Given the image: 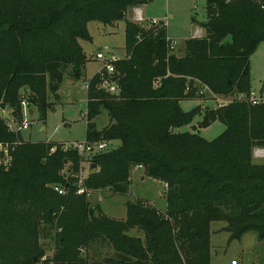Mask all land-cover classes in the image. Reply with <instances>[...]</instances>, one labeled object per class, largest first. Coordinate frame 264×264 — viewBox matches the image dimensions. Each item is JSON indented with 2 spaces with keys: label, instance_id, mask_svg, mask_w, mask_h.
<instances>
[{
  "label": "trees",
  "instance_id": "1",
  "mask_svg": "<svg viewBox=\"0 0 264 264\" xmlns=\"http://www.w3.org/2000/svg\"><path fill=\"white\" fill-rule=\"evenodd\" d=\"M143 3L0 0L1 106L19 111L29 90L44 120L66 69L75 80L84 77L80 40L92 41L89 23L114 25ZM205 10L198 23L206 34L185 40L183 56L171 52L165 22L126 20L127 54L115 63L120 94L99 89V73L88 81L86 140L120 145L91 159L86 191L127 194L142 166L145 176L167 185L166 210L138 199L127 202L125 219L109 217L76 194L84 161L77 152L60 142L26 141L0 118V144L17 143L11 164L0 153V264H44L43 238L54 239V264H93L84 251L97 242L116 253L109 264H211L214 222L226 223L230 243L250 232L264 240V162H254V151L264 150V101L182 107L203 97L196 80L217 96L249 95L250 59L264 43V0H206ZM103 110L109 124L98 131L94 120ZM198 116L199 127L220 122L225 130L205 139L193 125ZM185 126L192 131H177ZM67 165L70 178L62 174ZM57 185L66 195L55 192Z\"/></svg>",
  "mask_w": 264,
  "mask_h": 264
},
{
  "label": "rangeland",
  "instance_id": "2",
  "mask_svg": "<svg viewBox=\"0 0 264 264\" xmlns=\"http://www.w3.org/2000/svg\"><path fill=\"white\" fill-rule=\"evenodd\" d=\"M141 1L144 3L128 11L126 20L132 21L136 16V10L142 9V16L146 20L143 22L144 26L148 24L150 20L165 22L168 38L175 43L174 53L176 55L181 56L184 53L185 40L197 37L199 29H201L203 35L206 34V31L198 23L199 19H206L204 0H200L198 4H195L193 0ZM126 20L120 21L114 25H103L97 21L89 23L88 29L92 41L80 40V44L87 58L84 77L81 80H75L69 75L71 69H66L64 81L58 92V97L56 99H51L53 109L47 111L44 120H42V114L38 110L37 105L30 106V111L33 113L30 119L31 128L22 134L24 140L30 142L51 141L65 143L84 141L86 139L88 95L85 85L104 66L102 62L96 59L98 52L104 51L105 48H111L116 57L123 58L126 56ZM250 72L252 90L256 92L257 95L264 97V43H262L251 56ZM29 96V90H24L20 96L19 102L21 103L23 99L29 98ZM206 105L213 107L218 106L209 95L182 102V107L185 111H190L197 106ZM2 108H9V110L3 113ZM12 113L13 108H11L10 105L0 107L1 119H7ZM201 120L202 117L198 116L193 122V125L196 126L197 129H200L198 123L201 122ZM94 122L96 123L98 131L108 126L109 118L107 111L103 110ZM56 130L59 131L56 132ZM224 130L225 126L220 122H216L210 127L201 128V136L207 140H213ZM177 131L186 132L192 131V129L191 126H185ZM111 142L115 148H118L120 145L118 141ZM256 150L254 151V162L262 163L264 156L263 154L257 155ZM70 167V165H67L62 173L69 178L72 176L69 171ZM91 168V161H83L81 163L80 172L83 173L84 177H88L92 171ZM139 174L145 176L144 170L140 169V171L137 172L135 169L133 170V181L129 193L115 194L108 190L91 192L90 196L87 197L90 204L92 206H98L104 214L114 219H125L127 214V202L138 199L148 201L158 209L165 210L167 204L164 183H159L158 180L149 177L142 182L138 177ZM225 226V222L212 223L211 264H232L233 260L236 261V264H264V240H260L256 233L250 232L241 240L230 243V234L223 230ZM140 233L141 232L137 230L132 232L135 236H139ZM41 243L46 250V254L53 255L55 247L54 239L43 238ZM84 254L89 255V261L93 264H109L106 261L107 259H118L111 245L107 242L94 243L91 248L84 251Z\"/></svg>",
  "mask_w": 264,
  "mask_h": 264
},
{
  "label": "built area",
  "instance_id": "3",
  "mask_svg": "<svg viewBox=\"0 0 264 264\" xmlns=\"http://www.w3.org/2000/svg\"><path fill=\"white\" fill-rule=\"evenodd\" d=\"M195 4H198L200 0H193ZM226 3H230L233 0H224ZM204 3L206 5V0H204ZM138 9V8H137ZM136 10V9H135ZM134 22L136 23H143L146 21L142 16V9L136 10V16L133 18ZM159 22L158 20H150L149 24L157 25ZM198 36H203V33L201 29L198 30ZM169 39V38H168ZM175 43L172 41L170 45L171 52H174ZM96 59L99 62H102L104 66L97 72L100 74V83L98 85V88L101 90H104L106 93L112 95V96H118L120 94V86L118 84L117 78H116V70H115V63L120 60L121 58L116 57L115 54H113L111 48H105L104 51H100L96 55ZM89 85L86 83L85 89L88 90ZM191 88L188 87V90ZM196 89V94L199 96H207L209 95L212 100H214L219 107L227 105L232 103L234 100H246L252 105H259L261 102L264 101L263 96H259L254 92L253 90L249 93V95H238L236 97H222L215 95L207 86L203 85L199 81H194V87ZM30 101L28 98H25L20 103V110L17 112H14L5 119L6 125L10 132L15 134H23L24 132L30 130L31 128V116L33 115L30 111ZM59 130H56L58 132ZM10 145V146H9ZM17 143L15 144H9V143H1L0 144V152H1V159L2 163L6 166L11 164L12 158L11 153L14 151ZM65 151H74L77 152L78 155L84 160V161H91V159L98 155L107 153L109 151H112L115 149L111 141L108 140H102L99 142H91L88 140L84 141H73V142H65L62 144ZM56 149L53 148L52 152H54ZM257 155L263 154L264 156V150L257 149L256 150ZM135 169H143L142 166H137ZM76 194L79 196L85 195L87 197L90 196L91 192L86 191L85 188V181L87 177H84L83 173H79L76 175ZM167 188V185H165ZM55 192H57L59 195L64 196L66 195V189L62 186H54L53 187ZM53 255L46 254L42 258V262L44 264H54L51 260ZM232 264H236V261H233Z\"/></svg>",
  "mask_w": 264,
  "mask_h": 264
},
{
  "label": "crops",
  "instance_id": "4",
  "mask_svg": "<svg viewBox=\"0 0 264 264\" xmlns=\"http://www.w3.org/2000/svg\"><path fill=\"white\" fill-rule=\"evenodd\" d=\"M258 48H259V47H258ZM183 55H184V53H183L181 56H183ZM206 106H208V105H206ZM0 107H2L1 104H0ZM2 110H3V113H5V112H8L9 108H6V109H5V108H4V109L2 108ZM32 114H33V113H32ZM199 131H200V134H201V129H199ZM22 137H23V135H22ZM263 162H264V160H263ZM263 162H262V163H263ZM135 171L137 172V171H140V170H139V169H135ZM138 177L141 179L142 182L145 181L146 178H148V177H146V176H144V175H141V174H139ZM132 181H133V180H132ZM158 182H159V183H162V182H160V181H158ZM164 187H166L165 184H164ZM165 190H166V189H165ZM165 210H166V208H165ZM165 210H162V211H165ZM139 236L141 237L142 234L140 233ZM233 261H234V260H233ZM233 261H232V262H233Z\"/></svg>",
  "mask_w": 264,
  "mask_h": 264
},
{
  "label": "water",
  "instance_id": "5",
  "mask_svg": "<svg viewBox=\"0 0 264 264\" xmlns=\"http://www.w3.org/2000/svg\"><path fill=\"white\" fill-rule=\"evenodd\" d=\"M199 21L200 22H202L203 21V19H199ZM176 56V55H175ZM200 129L202 128L201 126L199 127ZM67 163V161H65V164ZM95 168V166H92V168L91 169H94Z\"/></svg>",
  "mask_w": 264,
  "mask_h": 264
}]
</instances>
